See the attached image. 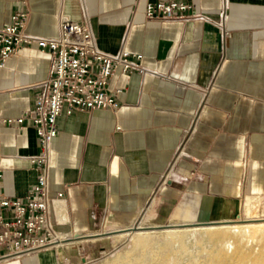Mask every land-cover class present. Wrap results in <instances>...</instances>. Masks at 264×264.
I'll return each instance as SVG.
<instances>
[{
    "label": "crops",
    "instance_id": "1",
    "mask_svg": "<svg viewBox=\"0 0 264 264\" xmlns=\"http://www.w3.org/2000/svg\"><path fill=\"white\" fill-rule=\"evenodd\" d=\"M182 1L203 18L151 20L146 0H0V27L26 10L27 33L56 37L65 13L90 25L101 50L125 46L147 69L110 79V91L124 88L119 110L61 113L50 193L64 192L66 241L0 264L84 260L81 247L112 235L88 236L150 210L167 223L264 220V0H228L223 25V0ZM50 61L33 46L0 70V196L24 197L37 180L35 128L4 119L35 104Z\"/></svg>",
    "mask_w": 264,
    "mask_h": 264
},
{
    "label": "built area",
    "instance_id": "2",
    "mask_svg": "<svg viewBox=\"0 0 264 264\" xmlns=\"http://www.w3.org/2000/svg\"><path fill=\"white\" fill-rule=\"evenodd\" d=\"M142 0H136L138 5ZM192 4L182 0H146L148 19L185 20L203 18L191 11ZM228 0H223L222 25L227 17ZM29 13L17 10L0 27V70L8 59L21 50L36 46L51 56L49 74L38 84L35 104L17 117H8L7 124H31L39 141V152L32 157L39 171L33 187L24 197L0 196V258L31 253L48 246L60 245L66 236L56 224L68 221L64 192L50 193L52 142L58 133L57 119L62 112L78 110L117 111L122 107L123 87L109 90L110 79L147 69L142 54L125 46L116 53L101 50L89 24L59 16V34L45 37L26 32ZM3 170L0 167V179ZM63 207L58 211V207ZM64 239V240H61Z\"/></svg>",
    "mask_w": 264,
    "mask_h": 264
},
{
    "label": "rangeland",
    "instance_id": "3",
    "mask_svg": "<svg viewBox=\"0 0 264 264\" xmlns=\"http://www.w3.org/2000/svg\"><path fill=\"white\" fill-rule=\"evenodd\" d=\"M255 212H245L239 217L234 218L229 223H245L258 220H250L249 217L255 215ZM256 217H258L256 215ZM248 218V219H247ZM261 220V219H260ZM181 220H173L171 223H180ZM138 223L136 230L119 231L103 241L90 242L86 248L81 247V251L84 260L79 255L70 258L68 261L60 262V264H113L116 258L119 264H133L137 260L153 259L155 261L163 262V264H203L207 259V249L210 244L205 241L196 240L195 234L188 232L185 236V243L187 248L182 251L178 246H174L172 249H163V239L167 231L172 229L176 230H192L202 226H185V227H167L161 230H147L144 226L158 225V224H171L162 222L155 216L154 211L150 210L140 216L139 220L132 225L125 226L128 228ZM220 225V224H210ZM138 235L147 236V244L137 245L135 238ZM261 236V240L259 238ZM264 240V233H258V238L253 241L241 240V244L248 247L258 248ZM116 262L114 264H117Z\"/></svg>",
    "mask_w": 264,
    "mask_h": 264
},
{
    "label": "bare ground",
    "instance_id": "4",
    "mask_svg": "<svg viewBox=\"0 0 264 264\" xmlns=\"http://www.w3.org/2000/svg\"><path fill=\"white\" fill-rule=\"evenodd\" d=\"M62 209L63 207H58L59 211ZM188 232L195 234L197 241H205L210 244L207 249V259L203 264H264V240L258 244V248L248 247L240 242L241 240L253 241L258 238V233H264V220L204 225L192 230L172 229L163 235L162 248L169 250L178 246L179 250L184 251L187 248L185 236ZM259 238L261 240V236ZM135 243L137 245L147 244V236L138 235L135 238ZM117 261L118 258L114 263ZM133 264H163V262L140 259Z\"/></svg>",
    "mask_w": 264,
    "mask_h": 264
},
{
    "label": "water",
    "instance_id": "5",
    "mask_svg": "<svg viewBox=\"0 0 264 264\" xmlns=\"http://www.w3.org/2000/svg\"><path fill=\"white\" fill-rule=\"evenodd\" d=\"M234 220H209V221H196V222H186V223H171V224H159V225H149V226H144V229L147 230H161L167 227H185V226H202V225H210V224H223V223H229L232 222ZM139 225H133L131 227L128 228H121L118 230H111L108 232H104L103 234H93L91 236L88 237H94L97 235H110L119 231H128V230H136L138 229Z\"/></svg>",
    "mask_w": 264,
    "mask_h": 264
}]
</instances>
